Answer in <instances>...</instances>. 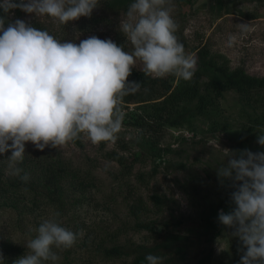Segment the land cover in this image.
<instances>
[{"label":"rangeland","instance_id":"rangeland-1","mask_svg":"<svg viewBox=\"0 0 264 264\" xmlns=\"http://www.w3.org/2000/svg\"><path fill=\"white\" fill-rule=\"evenodd\" d=\"M173 4L172 15L179 25L175 35L187 54L196 55L195 72H202V87L218 75L214 64L241 67L250 75L264 77V0H173ZM128 9L112 12L99 4L92 14L102 20L93 25L92 16L63 25L19 8L9 13L0 8V17L6 20L5 28L20 19L61 41L79 44L97 36L131 52L133 45L120 31ZM239 23H249L250 30L242 34ZM230 36L236 37L232 46H228ZM143 68L140 60L133 67ZM152 77L158 82L142 90L147 102L122 100L125 116L114 141L94 144L81 134L79 143L72 140L43 151L27 142L23 161L14 166L8 161L11 151L0 153V180L17 179L21 184L17 192H23L14 202L16 195L4 194L0 186V264H14L24 256L27 241L53 213H59L63 227L82 232L71 248L53 247L61 257L58 264H131L137 256L149 254L162 257V264H240L243 245L232 235L234 230L218 220L221 210L228 213L234 207L225 192L232 181L221 183L217 170L244 149L264 152L257 143L258 134L264 132V107L260 106L264 92H255L246 101L237 90H227L206 115L196 112L195 101L181 102L179 123L170 125L151 105L164 99L160 95L166 82L174 80L175 87L180 80L174 75ZM118 156H136L138 161L128 171ZM48 163L57 168L60 163L65 171L58 170L50 181L45 171L55 166ZM16 168L22 170L19 175ZM24 174L30 177L27 182L21 179ZM79 182L83 186L76 188ZM47 183L54 188L48 197L41 195ZM153 222L158 229L139 226ZM114 247L122 255L106 256L105 251Z\"/></svg>","mask_w":264,"mask_h":264},{"label":"clouds","instance_id":"clouds-1","mask_svg":"<svg viewBox=\"0 0 264 264\" xmlns=\"http://www.w3.org/2000/svg\"><path fill=\"white\" fill-rule=\"evenodd\" d=\"M98 6L99 0L0 3L4 13L19 8L55 18L63 25L90 17ZM173 11V0H135L120 22V31L133 45L131 52L97 36L79 44L61 41L20 19L5 28L6 20L0 17V153L11 151L10 165L23 161L27 142L43 151L81 134L94 144L117 139L125 116L120 108L123 97L141 87L139 82L128 81L137 60L146 75L191 80L197 57L187 54L175 35L179 25ZM237 26L242 34L250 30L249 23ZM235 39L230 36L228 46ZM257 143L264 146V132L258 134ZM15 171L19 175L22 170ZM217 175L221 183L231 180L235 189L233 209L221 210L218 220L241 241L240 264H264V152L244 149L231 156ZM29 178L28 174L21 176L25 182ZM58 217L59 213H53L40 223L38 234L26 243L27 253L14 264H58L61 257L53 247L69 249L82 235L63 227ZM146 260L162 264L163 258L149 254Z\"/></svg>","mask_w":264,"mask_h":264},{"label":"trees","instance_id":"trees-1","mask_svg":"<svg viewBox=\"0 0 264 264\" xmlns=\"http://www.w3.org/2000/svg\"><path fill=\"white\" fill-rule=\"evenodd\" d=\"M115 1V2H114ZM237 0H231V2H236ZM116 3L119 6H116ZM99 4H104L105 9L109 11H117L118 8L124 7V9H128L130 5L132 4L131 0H99ZM96 9V8H95ZM94 9V10H95ZM93 10V11H94ZM91 25L94 23H98L102 20V17L99 15H96L95 13L91 15ZM203 54V53H202ZM206 55L205 53L203 56ZM206 58V57H204ZM206 60V59H203ZM213 67L216 68L217 73L214 76L210 77V80L208 83L205 84V87H202L201 80H202V72L197 71L195 72V77L192 79L191 82H182V80L179 81V83L173 87V81H168L165 83L163 92L161 93V97H164V99L159 103H153L151 106L155 108V111L160 110L159 118L163 119V122L170 125H177L179 123L178 121V107H180L181 102H196L194 105V109L198 114L206 115L209 112V107L215 106L216 101L220 98H222L223 93L230 89H235L237 92L241 95V97L246 101H251L253 99L254 93H261L264 92V77H257L248 74L243 68L238 67L234 69H229L227 67L223 66H217L216 64L213 65ZM128 81L132 82H139L141 84L140 89L135 92L134 94H128L123 97V101L130 102V101H144L147 102L148 99H145L144 94L142 90L146 87H154V85L158 82L157 79L152 77V75H146L143 71H137L132 68L131 75L128 77ZM164 82V81H163ZM208 90L209 92H206ZM204 91L206 93H204ZM262 105L264 107V99L261 100ZM188 106H185L184 109L190 110L187 108ZM75 142L79 143V138L74 139ZM238 141L240 145L242 146L244 143V139L242 137V133H240L238 137ZM117 160L119 163H121L125 170H130L133 168L135 163L138 161V158L136 156L134 157H117ZM49 166H55V169L51 171L49 168H47V171H45V176L50 179V181L53 179L51 175L57 174L58 170H64L62 169L60 163V168L56 167L57 164L48 163ZM47 164V165H48ZM46 165V166H47ZM65 171V170H64ZM59 173V172H58ZM53 176V177H54ZM47 191L41 192V195H45L48 197L47 192L50 194H54V188L50 186L49 183L44 184ZM0 186L3 187L4 194L15 196L14 202H17L19 200L20 196L23 192H17V189L21 187V184L18 182L17 179H6V180H0ZM82 183H76L75 187L80 188ZM235 189L231 186L230 188L226 189V194L231 197V193ZM9 200H12L9 198ZM14 207H18V205H15ZM139 226H142L143 228H147L150 230H156L158 229V225L156 223H139ZM11 248V246L6 247ZM106 256H119L122 255L121 251L114 247L112 249H107L105 251ZM112 254V255H111ZM147 255H140L137 256L134 261L131 264H148L146 260Z\"/></svg>","mask_w":264,"mask_h":264}]
</instances>
